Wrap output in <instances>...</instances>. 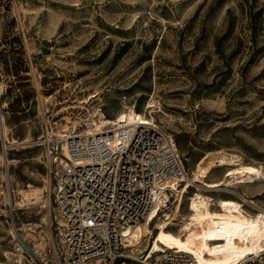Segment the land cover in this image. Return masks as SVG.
<instances>
[{"label":"rangeland","instance_id":"rangeland-1","mask_svg":"<svg viewBox=\"0 0 264 264\" xmlns=\"http://www.w3.org/2000/svg\"><path fill=\"white\" fill-rule=\"evenodd\" d=\"M148 104L188 177L224 154L264 171V0H0V264L18 258L19 229L40 241L50 233L48 166L36 144L46 129L76 121L79 133L96 108L113 118ZM29 185L43 189L40 204L22 203ZM256 189L264 208V176ZM233 190L206 194L239 199L224 193Z\"/></svg>","mask_w":264,"mask_h":264},{"label":"built area","instance_id":"built-area-1","mask_svg":"<svg viewBox=\"0 0 264 264\" xmlns=\"http://www.w3.org/2000/svg\"><path fill=\"white\" fill-rule=\"evenodd\" d=\"M121 123L100 134H58L51 128L37 139L45 149L53 221L42 241L18 230L13 248L23 259L31 264H200L177 248L161 245L153 251L155 221L167 218L170 195L193 183L175 138L154 119ZM154 209L159 215L153 232L131 245L127 232L145 223ZM237 264H264V250Z\"/></svg>","mask_w":264,"mask_h":264},{"label":"bare ground","instance_id":"bare-ground-1","mask_svg":"<svg viewBox=\"0 0 264 264\" xmlns=\"http://www.w3.org/2000/svg\"><path fill=\"white\" fill-rule=\"evenodd\" d=\"M84 102H87V99L81 103ZM150 108H155V105L148 104L144 113L138 112L135 106H124L113 118H109L102 109L96 108L89 115L86 129L79 133L100 134L109 125L132 123L136 117L144 121L155 119L154 114L157 111L149 110ZM78 127L81 126L76 121H67L59 134H69L72 130L78 132ZM237 157L224 154L217 161L211 160L205 164V159L199 161L193 168L189 181L200 185L196 194L188 198L186 214L180 216L190 184L182 185L173 196L170 195L169 200L173 206L164 211L167 218L159 216L156 220V228L159 230L154 238L153 251H158L162 248L161 245H165L194 255L200 264H237L241 259L264 250V208L252 199L253 193L258 191L256 186L263 178L264 171L262 167L238 163ZM229 165L235 167L229 168L226 176L218 179L212 176L215 169ZM223 186L225 190L235 189L233 192L224 193L239 195V199L222 197L215 200L206 194L219 192ZM42 195V188L29 185L28 189L23 191L22 203L38 205ZM246 205L255 206L259 211L249 212L245 208ZM158 212L154 209L145 223L127 232L131 245H139L145 235L153 232L151 224L155 216L159 215ZM169 225L171 228H168ZM173 226L180 228L176 232L172 229ZM15 253L18 258L13 264H22L23 257ZM12 255L13 253L2 250V256L7 262L12 260Z\"/></svg>","mask_w":264,"mask_h":264}]
</instances>
